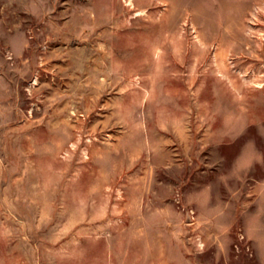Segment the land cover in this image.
<instances>
[{"label": "rangeland", "instance_id": "1", "mask_svg": "<svg viewBox=\"0 0 264 264\" xmlns=\"http://www.w3.org/2000/svg\"><path fill=\"white\" fill-rule=\"evenodd\" d=\"M0 264H264V0H0Z\"/></svg>", "mask_w": 264, "mask_h": 264}]
</instances>
